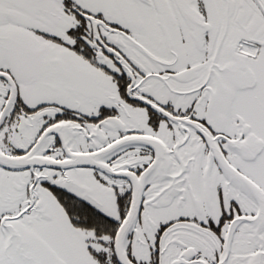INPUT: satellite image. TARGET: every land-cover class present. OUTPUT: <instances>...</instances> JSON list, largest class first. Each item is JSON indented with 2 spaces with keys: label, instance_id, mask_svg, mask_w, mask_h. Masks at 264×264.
I'll return each instance as SVG.
<instances>
[{
  "label": "snow or ice",
  "instance_id": "snow-or-ice-1",
  "mask_svg": "<svg viewBox=\"0 0 264 264\" xmlns=\"http://www.w3.org/2000/svg\"><path fill=\"white\" fill-rule=\"evenodd\" d=\"M0 264H264V0H0Z\"/></svg>",
  "mask_w": 264,
  "mask_h": 264
}]
</instances>
